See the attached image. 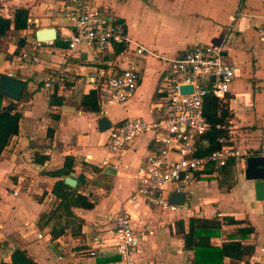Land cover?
Here are the masks:
<instances>
[{"label": "crops", "instance_id": "1", "mask_svg": "<svg viewBox=\"0 0 264 264\" xmlns=\"http://www.w3.org/2000/svg\"><path fill=\"white\" fill-rule=\"evenodd\" d=\"M83 1L103 11L110 21L123 23L131 39L161 57L177 58L195 44L223 41L225 62L235 71L230 91L221 101L230 114L225 128L227 145L260 156L264 149V0ZM69 3L0 0L3 17L12 18L15 9H27L36 30L54 28L56 40L62 39L61 46L54 42L42 45L36 51V64L19 66L14 56L18 40L24 39L28 46L36 40V30L22 37V30L11 29L0 38V77L11 74L25 84L23 98L15 102L3 96L1 101L2 107L15 105L20 119L17 134L0 156V264H11L15 249L25 250L37 264H122L109 234L112 218L120 211L132 219L136 264H193V251L184 248L178 232L179 222L186 227L190 218L221 222L220 235L210 240L215 247L236 236L238 226L225 224L224 219L246 222L253 233L241 243L253 247V253L241 262L224 259L223 264H264V202L253 200L249 193L242 174L244 163L231 160L215 177L197 179L175 211L150 207L135 197L137 169L153 149L150 134L127 145L117 169L101 166L108 133L99 131V120L106 118L112 128L128 120L158 118L161 113L155 105L166 64L155 57L140 58L141 78L127 103L99 113L84 112L80 102L89 91L87 79L103 66L102 61H114L123 69L128 57L120 60L84 47L71 54L66 39L70 27L65 7ZM60 72L72 86L57 90L63 102L52 108L48 105L51 93L40 81ZM35 155L46 160L38 164ZM68 156L75 166L67 177L76 181L84 177L81 190L89 195L93 208L72 209L82 222L80 238L67 234L52 241L50 231L57 218L51 217L45 225L42 221L59 205L50 189L61 178L48 174L60 170ZM165 194L169 199L170 186Z\"/></svg>", "mask_w": 264, "mask_h": 264}, {"label": "built area", "instance_id": "2", "mask_svg": "<svg viewBox=\"0 0 264 264\" xmlns=\"http://www.w3.org/2000/svg\"><path fill=\"white\" fill-rule=\"evenodd\" d=\"M65 8L70 27L66 35L67 49L71 54L84 47L95 53L112 54L120 60L128 57L127 66L123 69L114 61H102L103 66L87 79L89 90L97 94L100 111L112 105H124L133 97L142 73L140 58L155 57L166 64L161 77L160 97L155 105L161 113L158 118L151 121L128 120L107 131L106 155L101 166L113 169L118 168L120 157L129 143L141 135H151L153 149L137 169L135 197L144 200L150 207L175 211L179 206L172 204L166 196L168 186L171 187V194H185L197 179L215 177L229 161L244 163L247 157L254 156L249 151H239L227 144L210 155L196 156L200 147L206 146L201 138L209 129L203 114L205 99L213 96L223 101L235 80L233 67L224 59L223 41L195 44L177 58L161 57L131 39L123 23L110 21L103 11L85 5L83 0H70ZM35 30V23L28 20L21 36L32 35ZM50 43L32 40L20 50L18 65L36 64L39 61L36 51ZM116 46L121 47L119 51ZM66 80L61 72L48 75L42 87L52 93L55 84L62 86ZM182 86L191 87V92L181 93ZM260 156H264V149ZM208 169L211 174L206 173ZM109 234L115 240L120 262L136 264L133 251L137 236L127 212L120 211L114 215ZM88 254L94 256L93 252Z\"/></svg>", "mask_w": 264, "mask_h": 264}, {"label": "trees", "instance_id": "3", "mask_svg": "<svg viewBox=\"0 0 264 264\" xmlns=\"http://www.w3.org/2000/svg\"><path fill=\"white\" fill-rule=\"evenodd\" d=\"M28 10L18 8L13 11L12 18H5L0 13V38L5 36L11 29L20 31L24 30L28 21ZM62 40V39H61ZM60 39L54 41L58 46ZM18 50L14 56H18L20 49L25 46L24 39L18 40ZM117 51L120 46L115 47ZM4 76L0 77V80ZM44 80L40 81L42 86ZM72 86V81L66 80L62 86L55 84L53 92L49 95L48 105L50 107H58L62 104L63 98L57 97L59 88H69ZM24 94L22 95V98ZM3 96L0 94V156L3 150L8 146L11 138L18 132V121L20 114L16 112V107L13 104L1 106ZM222 102L209 96L205 99L203 105V114L209 125L208 131L201 138V142L205 141L206 146L200 147L196 153L197 157L210 155L212 152L220 149L227 144L228 132L225 129L230 117L227 109L221 104ZM80 106L84 112L99 113L100 107L97 102V94L95 91L89 90L81 99ZM54 118H57L56 116ZM46 157L35 155L34 161L38 164H43ZM74 159L70 156L65 157L63 167L55 172L49 173L50 176H59L61 179L53 183L50 189V194L59 200L57 208L50 213L47 219L42 221V224H48L51 217H56L57 221L51 228L50 240H56L62 236L70 235L74 239L80 238L82 222L74 216L72 209L91 210L93 204L89 202L88 196L84 194L81 188L84 185V177L82 175L77 178L75 188H70L64 184L62 178L67 177L74 167ZM207 174L212 171L208 169ZM43 198V195L39 200ZM43 218V217H42ZM225 224L236 225L238 229L236 236L229 238V241L222 244L220 247L211 245L210 240L218 237L222 228L219 220L190 218L187 226L183 222H179L178 232L182 235L184 248L193 251V264H223L224 259H229L232 262H241L244 258L251 256L253 247L246 246L241 243L250 234L253 233V228L243 221H235L232 218L224 219ZM11 264H37L25 250L15 249L11 255Z\"/></svg>", "mask_w": 264, "mask_h": 264}, {"label": "water", "instance_id": "4", "mask_svg": "<svg viewBox=\"0 0 264 264\" xmlns=\"http://www.w3.org/2000/svg\"><path fill=\"white\" fill-rule=\"evenodd\" d=\"M37 42H54L57 38L54 28L37 29L34 33ZM25 84L17 79L4 76L0 80V94L12 101H18L23 93ZM181 93L191 92V87H180ZM110 125L106 118L102 117L98 122V129L101 132L108 131ZM244 181L249 193L256 201L264 202V156H250L244 161ZM64 184L75 188L77 181L71 176L64 179ZM185 200L184 193H172L169 201L175 205H182Z\"/></svg>", "mask_w": 264, "mask_h": 264}, {"label": "bare ground", "instance_id": "5", "mask_svg": "<svg viewBox=\"0 0 264 264\" xmlns=\"http://www.w3.org/2000/svg\"><path fill=\"white\" fill-rule=\"evenodd\" d=\"M242 173V172H241ZM243 174V173H242ZM253 200H254V195H253Z\"/></svg>", "mask_w": 264, "mask_h": 264}]
</instances>
